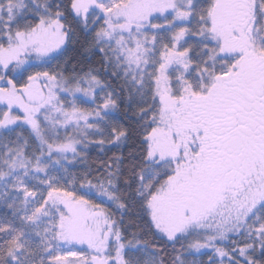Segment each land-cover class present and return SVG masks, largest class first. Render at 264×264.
<instances>
[{
  "label": "snow or ice",
  "instance_id": "snow-or-ice-1",
  "mask_svg": "<svg viewBox=\"0 0 264 264\" xmlns=\"http://www.w3.org/2000/svg\"><path fill=\"white\" fill-rule=\"evenodd\" d=\"M0 264H264V0H0Z\"/></svg>",
  "mask_w": 264,
  "mask_h": 264
}]
</instances>
